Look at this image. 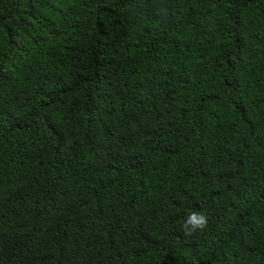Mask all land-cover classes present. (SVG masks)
Returning <instances> with one entry per match:
<instances>
[{"label":"trees","instance_id":"obj_1","mask_svg":"<svg viewBox=\"0 0 264 264\" xmlns=\"http://www.w3.org/2000/svg\"><path fill=\"white\" fill-rule=\"evenodd\" d=\"M0 264H264V0H0Z\"/></svg>","mask_w":264,"mask_h":264},{"label":"clouds","instance_id":"obj_2","mask_svg":"<svg viewBox=\"0 0 264 264\" xmlns=\"http://www.w3.org/2000/svg\"><path fill=\"white\" fill-rule=\"evenodd\" d=\"M207 225V214L200 211H195L189 212L182 224V229L186 235H191L195 230L203 231Z\"/></svg>","mask_w":264,"mask_h":264}]
</instances>
